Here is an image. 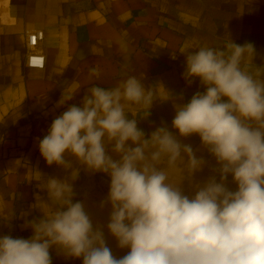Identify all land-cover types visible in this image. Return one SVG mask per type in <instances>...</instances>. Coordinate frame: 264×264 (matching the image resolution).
I'll list each match as a JSON object with an SVG mask.
<instances>
[{
  "label": "clouds",
  "instance_id": "9594fccd",
  "mask_svg": "<svg viewBox=\"0 0 264 264\" xmlns=\"http://www.w3.org/2000/svg\"><path fill=\"white\" fill-rule=\"evenodd\" d=\"M185 56L184 78L189 84L198 78L205 91L174 103L172 127L180 137L199 136L220 165V182L211 178L189 198L181 183L168 181L164 157L169 166L185 164L189 177L204 162L167 127L148 137L138 127L159 98L156 89L135 76L111 89L94 85L52 121L38 144L48 165L71 169L69 179L47 178L54 211L29 222L30 239L0 236V264H51L53 246L83 264H264V68L253 63V44L231 39L224 48ZM167 93L163 101L172 99ZM74 95L63 93L57 106ZM66 155L110 178L107 227L129 249L123 257L113 255L83 203L74 202L70 181L79 169ZM228 174L234 191L224 183Z\"/></svg>",
  "mask_w": 264,
  "mask_h": 264
},
{
  "label": "crops",
  "instance_id": "0c3cea01",
  "mask_svg": "<svg viewBox=\"0 0 264 264\" xmlns=\"http://www.w3.org/2000/svg\"><path fill=\"white\" fill-rule=\"evenodd\" d=\"M28 29L42 31V68L24 64ZM230 39L253 44V63L264 68V0H0V236L31 238L29 222L54 211L44 190L47 178L69 179L71 169L48 165L38 144L52 121L70 104L79 105L94 85L111 89L135 76L146 89H156L160 99L154 100L149 117L138 119V127L146 137L167 127L204 162L189 177L185 164L169 166L164 157L160 167L168 181L181 183L189 198L211 178L220 182V165L199 136L180 137L172 120L174 103H187L205 91L198 78L191 84L184 78L185 54L224 48ZM167 91L172 99L163 101ZM63 93L75 95L58 107ZM126 118L134 117L126 113ZM107 151L118 158L110 145ZM66 159L79 169L78 178L70 181L74 202L83 203L113 255L123 257L129 249L120 248L107 227L110 178L88 171L74 157ZM224 183L236 190L231 174ZM49 251L51 264H83L82 257L67 256L55 246Z\"/></svg>",
  "mask_w": 264,
  "mask_h": 264
},
{
  "label": "built area",
  "instance_id": "2783aa9c",
  "mask_svg": "<svg viewBox=\"0 0 264 264\" xmlns=\"http://www.w3.org/2000/svg\"><path fill=\"white\" fill-rule=\"evenodd\" d=\"M25 59L24 64L27 68H42L44 65V54L41 48L40 40L42 38V31L35 30H25ZM171 54L170 59L174 60ZM176 57V56H175ZM30 239V238H24ZM50 250V249H49Z\"/></svg>",
  "mask_w": 264,
  "mask_h": 264
}]
</instances>
